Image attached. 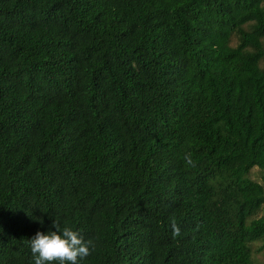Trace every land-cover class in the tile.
<instances>
[{"label":"trees","instance_id":"16d2710c","mask_svg":"<svg viewBox=\"0 0 264 264\" xmlns=\"http://www.w3.org/2000/svg\"><path fill=\"white\" fill-rule=\"evenodd\" d=\"M56 219L80 264H264V0H0V264Z\"/></svg>","mask_w":264,"mask_h":264},{"label":"clouds","instance_id":"9594fccd","mask_svg":"<svg viewBox=\"0 0 264 264\" xmlns=\"http://www.w3.org/2000/svg\"><path fill=\"white\" fill-rule=\"evenodd\" d=\"M48 233L38 231L30 241L33 264H80L95 251L92 239H85L80 230H75L59 219L53 221ZM174 234H179L175 228Z\"/></svg>","mask_w":264,"mask_h":264},{"label":"rangeland","instance_id":"374dc122","mask_svg":"<svg viewBox=\"0 0 264 264\" xmlns=\"http://www.w3.org/2000/svg\"><path fill=\"white\" fill-rule=\"evenodd\" d=\"M254 170L256 172V169L255 168H254ZM255 172L252 173V177L257 178L260 181V178L257 176V174H255ZM253 260H254L255 263H264V252L263 251L256 252L254 254Z\"/></svg>","mask_w":264,"mask_h":264}]
</instances>
